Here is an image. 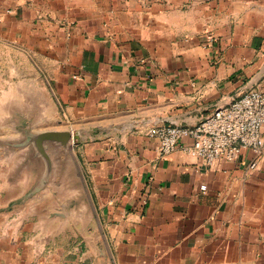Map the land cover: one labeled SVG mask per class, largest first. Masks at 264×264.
Returning a JSON list of instances; mask_svg holds the SVG:
<instances>
[{
  "label": "crops",
  "instance_id": "obj_1",
  "mask_svg": "<svg viewBox=\"0 0 264 264\" xmlns=\"http://www.w3.org/2000/svg\"><path fill=\"white\" fill-rule=\"evenodd\" d=\"M0 82V213L13 191L10 207L54 193L64 158L62 187L83 181L94 211L91 264H264V155L207 165L150 135L264 82V0H0ZM46 131L74 155L48 148L31 194L45 166L24 144ZM27 220L0 214V264H49Z\"/></svg>",
  "mask_w": 264,
  "mask_h": 264
},
{
  "label": "rangeland",
  "instance_id": "obj_2",
  "mask_svg": "<svg viewBox=\"0 0 264 264\" xmlns=\"http://www.w3.org/2000/svg\"><path fill=\"white\" fill-rule=\"evenodd\" d=\"M3 84L0 82L1 87ZM11 94L14 95V93L8 95ZM31 115L33 116L34 112L31 114L30 110H27V113H23L22 120L25 121L26 118L30 120ZM37 116L40 117L41 114L38 113ZM70 148L69 154L73 156L74 142H71ZM51 152L61 156L56 148ZM7 155L9 160L12 154L8 152ZM67 160L56 158V166H58L56 173L60 176L55 177L52 183L54 193L47 192L38 195L32 198L26 206L10 207L9 203L20 194L18 191H13L7 194V210L0 214L7 218H17L21 215L29 218L27 221L30 224L26 227L21 226L24 229L22 239L25 241L31 236H38L37 239L41 240L37 242V245L40 250H43L41 257L45 258L49 264H91L90 247L94 238H91L90 233L94 231L95 215L88 193H85L83 181L80 187L81 185H78L75 178L67 179L68 182L72 184L75 182V184L62 187L64 170L69 165ZM22 173V170L17 172L19 178ZM81 188L83 192H79ZM31 219L33 220L30 221ZM10 229L14 234L17 228L11 227Z\"/></svg>",
  "mask_w": 264,
  "mask_h": 264
},
{
  "label": "built area",
  "instance_id": "obj_3",
  "mask_svg": "<svg viewBox=\"0 0 264 264\" xmlns=\"http://www.w3.org/2000/svg\"><path fill=\"white\" fill-rule=\"evenodd\" d=\"M161 155L183 151L203 159L234 162L244 150L264 155V82L224 106L215 108L192 126L161 125L150 130ZM188 141V142H185Z\"/></svg>",
  "mask_w": 264,
  "mask_h": 264
},
{
  "label": "water",
  "instance_id": "obj_4",
  "mask_svg": "<svg viewBox=\"0 0 264 264\" xmlns=\"http://www.w3.org/2000/svg\"><path fill=\"white\" fill-rule=\"evenodd\" d=\"M29 139L26 140L24 145H32L33 150L41 157L45 166L44 176L42 180H39L34 185L31 191L32 194L40 190V188L44 185L45 180L49 178L51 172V163L47 149L53 147L59 148L62 155H66L69 152V143L74 141V137L71 133L65 131H46L33 134Z\"/></svg>",
  "mask_w": 264,
  "mask_h": 264
}]
</instances>
